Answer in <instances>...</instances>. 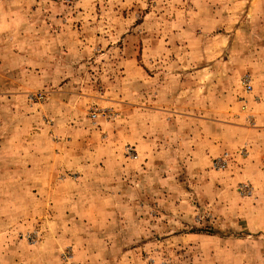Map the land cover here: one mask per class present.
<instances>
[{"label": "rangeland", "instance_id": "1", "mask_svg": "<svg viewBox=\"0 0 264 264\" xmlns=\"http://www.w3.org/2000/svg\"><path fill=\"white\" fill-rule=\"evenodd\" d=\"M0 264H264V0H0Z\"/></svg>", "mask_w": 264, "mask_h": 264}]
</instances>
